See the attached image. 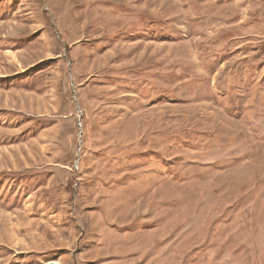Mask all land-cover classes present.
I'll return each instance as SVG.
<instances>
[{"label":"rangeland","instance_id":"1","mask_svg":"<svg viewBox=\"0 0 264 264\" xmlns=\"http://www.w3.org/2000/svg\"><path fill=\"white\" fill-rule=\"evenodd\" d=\"M0 264H264V0H0Z\"/></svg>","mask_w":264,"mask_h":264}]
</instances>
